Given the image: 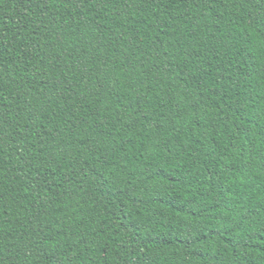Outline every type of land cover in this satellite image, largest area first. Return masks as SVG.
Returning <instances> with one entry per match:
<instances>
[{"label":"trees","instance_id":"trees-1","mask_svg":"<svg viewBox=\"0 0 264 264\" xmlns=\"http://www.w3.org/2000/svg\"><path fill=\"white\" fill-rule=\"evenodd\" d=\"M0 264H264V0H0Z\"/></svg>","mask_w":264,"mask_h":264}]
</instances>
